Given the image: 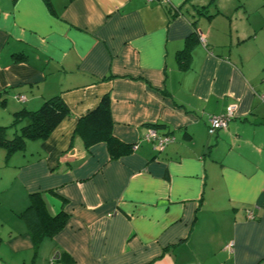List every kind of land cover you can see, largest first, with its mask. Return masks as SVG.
<instances>
[{
    "label": "crops",
    "instance_id": "obj_1",
    "mask_svg": "<svg viewBox=\"0 0 264 264\" xmlns=\"http://www.w3.org/2000/svg\"><path fill=\"white\" fill-rule=\"evenodd\" d=\"M238 2L0 0V125L54 96L69 111L0 147V264H264V39ZM106 94L130 148L116 159L75 132ZM32 193L67 215L37 245L19 217Z\"/></svg>",
    "mask_w": 264,
    "mask_h": 264
},
{
    "label": "trees",
    "instance_id": "obj_2",
    "mask_svg": "<svg viewBox=\"0 0 264 264\" xmlns=\"http://www.w3.org/2000/svg\"><path fill=\"white\" fill-rule=\"evenodd\" d=\"M199 37V36H198ZM23 58L15 55V59ZM5 104V98L0 92V106ZM68 108L59 96H54L43 101L41 106L34 110L20 109L12 113L11 125L20 124L25 121L19 132L9 139L6 137L8 126L0 125V147L7 151V156L22 149L27 140L46 138L68 114ZM113 122L110 112V97L103 95L97 106L82 116L75 127V132L82 137L85 148L97 142H105L111 159H116L130 151L127 144L120 142L112 134ZM152 127L160 125H151ZM27 225L35 245L44 237H49L62 229L67 215L59 212L50 215L45 208L40 193L29 195L26 208L19 214Z\"/></svg>",
    "mask_w": 264,
    "mask_h": 264
},
{
    "label": "built area",
    "instance_id": "obj_3",
    "mask_svg": "<svg viewBox=\"0 0 264 264\" xmlns=\"http://www.w3.org/2000/svg\"><path fill=\"white\" fill-rule=\"evenodd\" d=\"M199 39L203 42L200 35ZM261 98L264 99V96H261ZM19 99H24V97L20 96ZM231 117H233V106H228L227 111L224 114L209 116L207 118L208 133L213 134L217 130L225 129L228 126V122ZM144 139L154 140L157 148L161 149L166 143L172 141L173 137L168 134L159 135L156 129L149 127V129L145 133ZM248 217L253 218L254 216L252 214H249Z\"/></svg>",
    "mask_w": 264,
    "mask_h": 264
},
{
    "label": "rangeland",
    "instance_id": "obj_4",
    "mask_svg": "<svg viewBox=\"0 0 264 264\" xmlns=\"http://www.w3.org/2000/svg\"><path fill=\"white\" fill-rule=\"evenodd\" d=\"M244 2H245V0H239L238 3L241 4V3H244ZM250 2L252 3L250 5L253 6L252 7L253 10L248 12V13H246L245 15H248L250 17V19L253 21V23L255 25H258L256 30H255V32H252L254 34H252V33L251 34L252 35H256L258 33L259 38L264 39V0H250ZM240 13L241 12L239 11V14ZM17 125H20V124L18 123V124H15V125L8 126L7 130L11 128V130L13 131Z\"/></svg>",
    "mask_w": 264,
    "mask_h": 264
}]
</instances>
